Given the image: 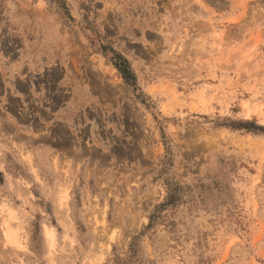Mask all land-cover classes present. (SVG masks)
<instances>
[{
	"label": "rangeland",
	"instance_id": "1",
	"mask_svg": "<svg viewBox=\"0 0 264 264\" xmlns=\"http://www.w3.org/2000/svg\"><path fill=\"white\" fill-rule=\"evenodd\" d=\"M0 264H264V0H0Z\"/></svg>",
	"mask_w": 264,
	"mask_h": 264
},
{
	"label": "bare ground",
	"instance_id": "2",
	"mask_svg": "<svg viewBox=\"0 0 264 264\" xmlns=\"http://www.w3.org/2000/svg\"><path fill=\"white\" fill-rule=\"evenodd\" d=\"M259 112V111H258ZM64 203H66V201L64 202ZM61 205V204H60ZM10 214H11V212H10ZM11 217H13V214L11 215ZM64 220V219H63ZM8 226H7V230H6V236H7V238H8V241L9 242H13V243H17V242H19L20 241V236H19V233H18V230L17 229H14V228H12V227H10V225L9 224H7ZM47 230V229H46ZM48 233L50 234V235H48V233H46L49 237L50 236H52V238H53V235H51L52 234V231H51V229H48ZM50 239H51V237H50ZM17 246H23V245H21L20 243L19 244H16ZM24 249V248H23Z\"/></svg>",
	"mask_w": 264,
	"mask_h": 264
},
{
	"label": "trees",
	"instance_id": "3",
	"mask_svg": "<svg viewBox=\"0 0 264 264\" xmlns=\"http://www.w3.org/2000/svg\"><path fill=\"white\" fill-rule=\"evenodd\" d=\"M117 65H118L119 67H122L123 70H126V69H127L126 64H124V63H122V62H117Z\"/></svg>",
	"mask_w": 264,
	"mask_h": 264
}]
</instances>
